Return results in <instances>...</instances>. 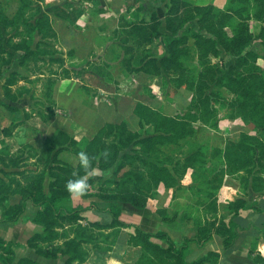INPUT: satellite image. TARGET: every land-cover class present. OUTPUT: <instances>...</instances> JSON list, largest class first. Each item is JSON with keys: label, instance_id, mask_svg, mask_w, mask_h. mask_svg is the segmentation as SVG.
<instances>
[{"label": "trees", "instance_id": "16d2710c", "mask_svg": "<svg viewBox=\"0 0 264 264\" xmlns=\"http://www.w3.org/2000/svg\"><path fill=\"white\" fill-rule=\"evenodd\" d=\"M3 1L0 0V78L5 75L4 68L8 67L6 71L10 68L4 61L10 42L5 40L3 31L8 26L15 30L17 36L27 31L30 40H22V43H26L29 54L37 56L50 54L44 49L39 50V47L35 50L32 48L37 31L43 34L46 28H52L48 16L38 19L34 27L30 26L35 15L30 21L26 19V0H20L19 9L12 17L7 14L12 0H7L6 4ZM162 1L167 2L166 28L170 33L167 36V57L159 62L144 49L143 59L136 61L141 67L137 71L174 77L176 88L191 93L186 112L182 116H170L147 104L137 103L134 115L139 120L140 129L152 128L153 135H143L141 130L132 132L125 120L104 124L91 138L77 139L66 131H58L46 140L44 148L39 152L40 161L49 166L44 168L42 174L33 176L30 180L32 183L18 189L12 187L17 184L16 180L10 178L5 182L0 177V230L19 225L25 213V202L30 201L38 208L31 222L45 230L43 239L50 242L59 238L68 239L66 234L57 232L64 225L61 220L67 221L68 225L74 227L76 238L67 240L66 245L72 248L73 259L83 260L86 252L81 246L95 237L91 228L82 224L83 214L93 210L101 211L97 203L92 202L87 206L86 200L100 197L99 193L107 194L106 198H100L109 203L106 212L112 221V227L118 228L115 232L117 241L121 229L131 227L122 221L125 205L136 209L147 208L150 200L156 197L161 184L167 189L178 186V168L181 169V176L187 170L193 171V190L205 193L210 210L216 213L219 212L217 195L227 176L247 174L246 181L251 182L253 191L264 192V134L260 132L256 135L242 133L237 142H228L223 150L203 145L184 160L174 161L172 157L167 156L164 159L162 156L164 147H179L183 141L194 137L197 121L218 129L219 120L211 105L215 95L208 96L205 92L208 85L206 79L211 71V59L219 58L222 49L231 50L232 55L237 58L230 77L222 75V78L231 81L227 87L237 95L235 100L227 104L229 111L241 117L247 124H253L257 130H264V56L253 45L256 40H261L264 45V0H230L226 10L213 5H194L185 0ZM191 23H196L200 30L190 26ZM252 23L256 24L257 36ZM128 25L134 46H125V55L134 54L136 49L163 36L160 32L161 22L156 13L149 20L137 17ZM186 25L189 26L187 31ZM229 28L232 34L228 32ZM192 41L193 48L190 47ZM196 63L200 69H195ZM124 65L129 68L131 61L124 62ZM108 80L109 85L105 89L110 90L113 88V78ZM6 132L4 129L3 133L8 134ZM65 151L77 157L78 162L72 165L60 162L59 156ZM82 151L90 158L91 175L80 164L79 153ZM18 155H11L7 147L2 148L0 166L20 169ZM255 163L258 169L253 171L250 168ZM96 169L113 170V188H106L102 176L95 173ZM18 175L29 174L25 171L18 172ZM47 175L52 178L49 191H46L43 182ZM80 176H86L89 191L83 196L75 197L69 194L65 185L69 179ZM91 191L96 194H89ZM15 195L21 196V203L10 205L9 199ZM226 211L227 217L219 223L206 214V225H198L194 236H185L181 241L172 238L163 229L157 233H149L133 226L135 233L130 234L128 244L142 250L141 256L133 264H218V252H210L200 261L187 260L191 245H203L215 235L221 238L226 253H231L237 249L240 232L252 225V216L259 212L256 206H248L245 202L229 205ZM246 211L248 214L244 216L242 213ZM158 214L163 223H168L170 216L166 211H159ZM13 246L12 242L0 236V256H13ZM252 258L255 264H264V257L260 254H252Z\"/></svg>", "mask_w": 264, "mask_h": 264}, {"label": "rangeland", "instance_id": "374dc122", "mask_svg": "<svg viewBox=\"0 0 264 264\" xmlns=\"http://www.w3.org/2000/svg\"><path fill=\"white\" fill-rule=\"evenodd\" d=\"M53 1L54 0H45V2L50 4ZM93 1H95L94 4L83 3V5L77 9L78 11L72 12L69 10V8H67L68 6H66V9L61 7V9L57 12H59V16L63 19H69L70 21L76 22L77 24H88L89 26H94L97 23L99 17L98 14L95 13V10H98L97 2L99 1ZM26 2H28V6L27 9H25V17L28 21H30L31 17L36 14L37 9L36 7L30 8V5L33 3L32 1L26 0ZM3 3L6 4L7 0H4ZM74 12L79 13L74 14ZM114 21V18L109 17L107 22L111 24ZM254 24L255 23H252L253 27L256 28ZM193 25L194 23H191L190 26L193 27ZM188 27V25L185 26L186 31ZM194 27L197 31L200 30L198 25ZM46 29L47 30H45L43 34L45 35L44 37L48 42V45L46 43V47H39V50L44 49L47 53L52 54L54 58L49 59L50 61H44L39 56L35 54H29L27 52V46L25 45L26 43H22V40H25V42L30 40V36L28 35L27 31H24L21 36L15 35L16 32L13 28H11V26H8L7 30L3 31L5 40H9L10 42L9 47L6 48L7 53L4 56L5 64L10 67L14 66L18 68L17 71L12 72L5 80H3L4 93L9 99H12L13 101H19V99H25L26 96H28L29 104L27 107H29L31 111H24V116L19 113L18 119L22 120L23 118H26L29 122H32L33 125L34 121H53L57 118L63 122L68 120V117L65 114H60L59 117H57V109L59 105L53 96V90L54 87L57 86L58 82L62 83L61 97L65 92L67 93L71 89L73 90L76 85H82L79 88L80 93H77L76 95V92L74 91V95L76 97H83V99L90 102V104H95L101 99V94L97 89H95L97 82L93 79L87 78L86 74L82 72V69L91 70L93 68L92 64L90 63V58L87 59L85 56L82 59L80 58L81 61H78L79 63H65L62 57H58V53L61 50L59 47H57V34L55 30L52 28ZM203 32L205 33V31ZM95 33L96 32L93 31L92 35ZM40 37L41 36L38 38ZM190 47L193 48V41L190 43ZM140 49L145 48L141 47ZM61 52L63 53V51ZM15 53H18V56L20 57L13 61V56ZM211 61V71L209 72V75L206 79L208 85L205 93L208 96L215 95L213 100L214 103H217H213L211 105L216 112V118L219 120V127L216 130L200 123V121H197L195 123V136L183 141L179 147H164V153L162 155L164 159L169 156V158L172 157L174 161L184 160L186 156L203 145L209 146L213 149L223 150L228 142H237L236 140L240 139V135L242 133L256 135L260 132L261 134H264V130H257L253 124H250L253 126L251 128H244L245 125L249 124L244 122V120L235 113H231L228 109L227 104H230L233 100H235L237 95L234 91L227 87V84H229L231 81L222 78V75L225 74L230 77L229 74L232 72V68L237 61V58L232 55V51L222 49L220 57L213 58ZM194 66L195 69H200L198 63H196ZM40 74H45V77L33 78L34 75L36 76ZM156 76L159 87L149 86L145 88V92L143 91L144 93L148 94V101L152 102L153 104L155 102V106L159 110H162L160 109V106L162 105H166L167 107L171 106L168 108V112L164 111V113L167 115L182 116L186 112L187 107L190 105L191 93L184 89L176 88V80L172 76H165L164 74ZM73 77H75V81L71 80ZM21 81L22 83L19 84ZM103 81H106V79ZM153 81H155V78ZM86 85H88V87H86ZM70 97V95H66V101ZM102 123L103 122L100 123V126ZM13 124L9 128H4L7 131L6 133L11 134L12 129H14ZM67 126L69 127V124H67ZM41 129H43L42 125ZM35 130L36 131L34 134H31L30 130V138H32V143L26 144L27 146L23 149V151L21 149L19 150V152H24V154L19 155L17 160L20 169L15 170L13 167V170L10 171V168H2V180L8 182L10 178H13V180L17 181L16 185H12L13 188H25L30 183H32L30 180L33 176L42 174L44 172V168L47 169V166H49V164L45 162L43 163V161H40L38 158L40 156V151L38 147L34 146L33 140L39 138V129L36 128ZM141 132L143 135L154 134L152 128H146L141 130ZM81 133L87 135L84 132ZM4 147L10 149L9 145ZM0 150H2V148H0ZM127 151L129 152L130 150ZM26 153L34 160L26 157ZM61 160L62 159H60V162H65ZM178 169L180 171L177 172L179 175L178 186L173 190L176 195L180 196L181 200L175 207L177 212L176 215L170 216V219L168 220V224L175 223L182 226V229L174 234V237L177 241H181L187 234L191 235V237L194 236L198 225H206V214L211 216H209L210 219H216L219 223L222 219L227 217L228 212L226 211V207L229 205L239 202H245L248 204V201L245 199L249 196L250 190L253 191V189L251 182L246 181V178H248L247 174L225 177V184L222 186L221 192L219 191L217 195V200H221L224 203V206L222 210H219V212L216 213L210 210L208 197H206L205 193H199L196 190H193L192 184L187 181L191 171L187 170L186 174L181 176V169ZM250 169L253 171H255V169L257 170L258 168L256 167V163L254 166H251ZM25 171L28 172L29 175H18V172L25 173ZM9 172L12 173L9 174ZM95 173L98 176H102L106 188H113V183L115 180L113 176V170L100 171L99 169H96ZM51 180L52 178L47 175L46 179L43 181L46 191H49ZM188 185H190V187ZM254 193L256 194V192ZM89 194L95 195L96 193L91 191ZM257 194L263 195L264 192H257ZM98 195H101L100 197L102 198L107 197V194L99 193ZM18 196L21 199V196ZM100 197H92L86 200L87 206L91 205L92 202L97 203L98 208L101 211L93 210L83 214L84 220L82 221V224L91 228L92 232H94L93 236H95L94 240L91 239L88 241V243H85L81 246V249L86 252L85 258L83 260L73 259V253L71 251L72 248L66 245L67 240L76 238L73 230L74 227L68 225L69 223L67 221L61 220L64 222V225L61 227V229H57V232L60 234H66L68 239L59 238L52 242L43 239L46 234L45 230L38 226H34V224L31 222V219L33 218L31 216L32 214H35L32 212V208H34L36 211L38 208L34 207L30 201H27L25 202V213L21 217L19 225H28L30 228L33 227L32 232L29 234L31 235L29 239L33 237V240L30 243L29 240H26L24 243L6 240L14 244L12 247L14 250V255L0 256V264H133L136 260H138L141 254L139 256V254L128 252V247H136L130 246L128 244L126 235L124 240L122 239L121 235L124 228L121 229V233L116 241L115 232H117L118 228L112 227V221L106 212L109 203L102 201ZM19 203H21V201H19ZM0 211L2 212V210ZM212 220L209 222H212ZM191 227L194 228V233H191ZM187 228L189 229L187 230ZM134 233L135 230L131 229L130 234ZM26 234V231L25 233L22 232L20 239L22 240ZM138 250H140L139 253H142L141 248ZM202 255L203 254L201 251H199L198 254H194L193 256L188 254L187 260L192 262L200 261L205 257ZM198 264L205 263L201 262Z\"/></svg>", "mask_w": 264, "mask_h": 264}, {"label": "crops", "instance_id": "0c3cea01", "mask_svg": "<svg viewBox=\"0 0 264 264\" xmlns=\"http://www.w3.org/2000/svg\"><path fill=\"white\" fill-rule=\"evenodd\" d=\"M29 1L33 2L30 8L36 7L37 9L34 18L30 21V26L34 27L37 20L43 16H48L50 18L52 29L55 30L57 34V47L63 51V53L61 51V53H58L59 58L62 57L65 63H79L78 61H81L80 58L82 59L85 56L87 59L90 58L91 62H89L92 64L93 68L91 70L82 69V72L86 74L87 78L97 82L95 89L101 94V99L95 104H90V102L84 100L83 97H76L74 91L77 95V93H80L79 88L82 86L76 84L73 90L71 89L69 92H65L61 97L62 83L58 82L53 90V96L59 105L57 117H59L60 114H65L69 122H63L57 118L53 121H42L43 123L34 121L33 125L32 122H29L26 118L22 120L18 119L19 113L24 116V111H31L30 108L27 107L29 104L28 96H26L25 99L13 101L4 93L3 80L18 69L17 67L11 66L9 70L6 71L8 67H5V75L3 78H0V148L9 145L11 155L24 154L22 151L27 146L26 144L32 143L30 130L31 134H34L36 128L39 129V138L34 139L33 143L35 147H38L39 151L44 148L46 140L51 138L58 131H66L74 135L77 139L82 137L91 138L104 124L120 123L124 120L128 122V127L132 132L140 131L139 120L134 115L135 106L137 103H144L157 109L155 102L153 104L148 101V94L144 92L145 88L149 86L159 87V84L156 80V75L138 72L137 70L141 67L137 65L136 61L143 59L145 50L154 58H157L159 62L167 57V36L170 35L166 28L167 2L162 0H97L99 1L97 2L98 10H95V13L99 16L98 21L94 26H89L88 24L82 25L72 22L69 19H63L59 16L60 14L57 11H59L61 7L65 8L66 6H68L67 8L72 12L78 11L77 9L80 8L83 3L94 4L95 1L93 0H54L51 4L45 2V0ZM185 1L199 6L213 5L221 10H226L230 5V0ZM19 6L20 0H12L7 14L12 17L19 9ZM76 13L79 12H74V14ZM154 13L157 14L161 22L160 32L163 36L158 39H153L150 44L145 45V47L143 46L145 50L136 49L134 54L125 55L124 47L134 46V40L129 35L130 26L128 24L134 22L137 17L139 19L149 20L150 16ZM109 17L115 19L111 24L107 22ZM196 25L197 24L194 23L193 26ZM254 26L256 27V24H254ZM262 26H264V23H262ZM93 31L96 32L94 35H92ZM254 31L255 36H257V29L254 28ZM228 32L232 34L231 28L228 29ZM39 36L41 37L38 38ZM138 42L140 43V41ZM46 43L48 45L45 37L37 31L32 48H44L46 47ZM253 45L254 48L264 56V45L261 43V40L254 41ZM13 57V61H15L20 56H18V53H15ZM39 57L44 61H50L49 59L54 58L52 54L40 55ZM128 61H131V66L129 68L124 65V62ZM36 77L44 78L45 74L33 76V78ZM109 78H113V88L107 90L105 86L108 84ZM154 78L155 81H153ZM105 79L106 81H103ZM71 80L75 81L76 79L73 77ZM21 83L22 81L19 82V84ZM86 87H88V85H86ZM66 95L71 96L67 101ZM170 107L171 106L167 107L166 105H162L160 109L168 112V108ZM101 122L103 123L100 126ZM12 124L14 129H12L11 134L6 135L3 133L4 128H9ZM67 124H69V127ZM41 125L43 129H41ZM249 127L251 128L253 126L245 125L244 128ZM20 149L22 150L21 152H19ZM26 157H29L27 153ZM59 158L70 164H76L78 162V158L68 151L63 152ZM29 159H32V157H29ZM2 168L4 167L0 166V177L2 176ZM9 170L12 171L13 168L10 167ZM15 170L18 169L15 168ZM189 171L191 172L189 173L187 181L192 184L193 171L191 169ZM188 186L190 187V185ZM157 192L156 197L150 200L147 208L136 209L131 205H125L122 221L131 227L123 229L121 235L123 240L125 235L127 238L126 240H129L133 226L139 227L143 231L149 233H157L163 229L175 239L174 234L181 230L182 226L175 223H163L162 217L158 212L166 211L169 216L176 215L177 212L175 207L181 198L174 193L173 189H167L163 187L162 184L159 186ZM19 199L20 197L18 195L11 197L10 204H19V201H21V199ZM245 200L248 201V206H256L259 212L252 216V225L245 231L240 232V237L236 243L237 249L227 254L222 247L221 238L214 235L212 240L203 245L192 244L189 255L193 256L194 254H198L199 251L202 252V256H206L210 252H218L220 254L218 264H255L252 254H260L264 257V194H255L250 190V194ZM218 204L219 210H222L224 203L219 200ZM35 211L36 210L32 208V212L35 213ZM246 213L247 211L242 214L247 216L248 213ZM33 216L32 214L31 217ZM32 229L33 227L30 228L28 225L21 224L7 230L1 229L0 236L8 241L24 243L26 240H29L31 236L29 234L32 232ZM188 229L189 228H187V230ZM193 229L192 227L190 228L191 233H194ZM25 231L27 234L21 240V234L22 232L25 233ZM186 236L191 237V235L188 234ZM128 249L129 253L139 254V256L141 254V252L139 253L140 250H138L140 248L128 247Z\"/></svg>", "mask_w": 264, "mask_h": 264}, {"label": "clouds", "instance_id": "9594fccd", "mask_svg": "<svg viewBox=\"0 0 264 264\" xmlns=\"http://www.w3.org/2000/svg\"><path fill=\"white\" fill-rule=\"evenodd\" d=\"M79 160L81 166L86 170L88 175H91L90 158L86 152L79 153ZM66 190L70 195L75 197L83 196L88 188V180L86 176H80L74 179H69L66 182Z\"/></svg>", "mask_w": 264, "mask_h": 264}]
</instances>
